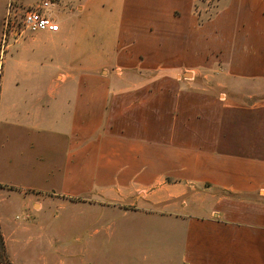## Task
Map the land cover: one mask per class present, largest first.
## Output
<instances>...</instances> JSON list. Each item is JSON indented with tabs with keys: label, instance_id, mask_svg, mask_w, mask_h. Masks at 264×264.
I'll return each instance as SVG.
<instances>
[{
	"label": "crops",
	"instance_id": "0c3cea01",
	"mask_svg": "<svg viewBox=\"0 0 264 264\" xmlns=\"http://www.w3.org/2000/svg\"><path fill=\"white\" fill-rule=\"evenodd\" d=\"M67 1L56 33L0 19V186L168 219L173 264H264V0L202 23L197 0ZM1 216L13 254L36 238L55 258L63 226L41 244L50 220Z\"/></svg>",
	"mask_w": 264,
	"mask_h": 264
},
{
	"label": "rangeland",
	"instance_id": "374dc122",
	"mask_svg": "<svg viewBox=\"0 0 264 264\" xmlns=\"http://www.w3.org/2000/svg\"><path fill=\"white\" fill-rule=\"evenodd\" d=\"M41 1L50 2L48 11L59 24L65 8L69 7L67 0H0V19L4 18L6 28L21 30L24 12ZM217 3V0H197L195 6L199 22L202 23L207 17L213 16L217 11ZM86 43L90 44L87 41ZM1 59L2 55H0ZM181 74H184L186 78L191 75L187 71H182ZM205 74L204 69L196 73L198 90L209 88L215 91L216 89L212 87H217L222 79L221 75L212 73L216 78L206 82L203 78ZM148 75L155 77L173 75V73L163 71L148 73ZM218 89V92H222V88ZM0 172L2 173V169ZM2 181L0 178V184L4 183ZM63 200L65 202L55 203L60 204L61 207L57 205L54 209H50V206H47L48 199L45 195H21L14 189L0 186L2 220L6 218L10 221L8 223L17 226L23 222L30 224L35 221L50 220L51 228L47 229L46 235L40 236L38 243L45 242L50 232L58 231L56 226H63L59 234H54L56 240L52 241L53 248L58 249V252L50 253L55 258L52 260L43 257L35 260L37 255L45 253V248L48 246L45 245L46 247L42 246V249H38L37 243H34L36 238L26 239L18 244L14 255L6 246L0 224L3 243L0 256L4 261L0 264H16L15 257L20 258L18 259L19 264L21 262L22 264H164V258L167 259V264H173L174 254L171 241L173 227L170 220L153 216L154 214L144 218L122 219L120 216L113 215L106 201L98 205L99 209L89 211L81 208L83 205L78 203L80 200ZM59 222H64V225ZM167 238L169 240L165 244L164 239Z\"/></svg>",
	"mask_w": 264,
	"mask_h": 264
},
{
	"label": "built area",
	"instance_id": "2783aa9c",
	"mask_svg": "<svg viewBox=\"0 0 264 264\" xmlns=\"http://www.w3.org/2000/svg\"><path fill=\"white\" fill-rule=\"evenodd\" d=\"M50 5L49 1H41L33 8L26 10L22 16L21 30L32 34L56 33L59 25L48 11Z\"/></svg>",
	"mask_w": 264,
	"mask_h": 264
},
{
	"label": "trees",
	"instance_id": "16d2710c",
	"mask_svg": "<svg viewBox=\"0 0 264 264\" xmlns=\"http://www.w3.org/2000/svg\"><path fill=\"white\" fill-rule=\"evenodd\" d=\"M0 249H1V252L3 251V243H2V237H1V234H0ZM0 262H4L3 261V258L0 256ZM9 264V263H8Z\"/></svg>",
	"mask_w": 264,
	"mask_h": 264
}]
</instances>
